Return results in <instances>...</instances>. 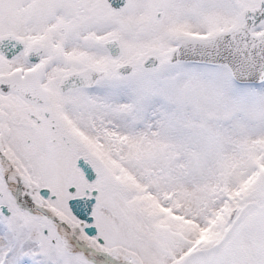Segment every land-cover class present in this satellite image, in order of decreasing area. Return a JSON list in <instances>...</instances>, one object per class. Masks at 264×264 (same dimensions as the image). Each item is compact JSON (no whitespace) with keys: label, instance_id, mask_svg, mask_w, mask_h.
<instances>
[{"label":"snow or ice","instance_id":"obj_1","mask_svg":"<svg viewBox=\"0 0 264 264\" xmlns=\"http://www.w3.org/2000/svg\"><path fill=\"white\" fill-rule=\"evenodd\" d=\"M0 264H264V0H0Z\"/></svg>","mask_w":264,"mask_h":264}]
</instances>
